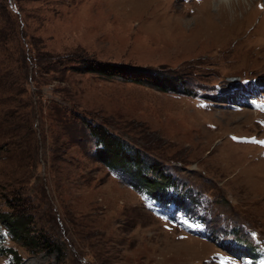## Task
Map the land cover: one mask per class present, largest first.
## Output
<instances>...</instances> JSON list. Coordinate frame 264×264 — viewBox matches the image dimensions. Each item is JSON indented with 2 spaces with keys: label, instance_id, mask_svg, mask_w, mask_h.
Returning <instances> with one entry per match:
<instances>
[{
  "label": "rangeland",
  "instance_id": "374dc122",
  "mask_svg": "<svg viewBox=\"0 0 264 264\" xmlns=\"http://www.w3.org/2000/svg\"><path fill=\"white\" fill-rule=\"evenodd\" d=\"M222 3L232 18L218 11ZM263 5L0 0V214L28 210L30 234L52 246L12 240L16 264H217L222 250L244 264L256 256L248 234L234 233L244 224L264 238V90L237 89V79L264 85ZM84 60L123 73L71 68ZM165 75L172 85H161ZM84 121L172 171V200L157 196L153 170L138 178L121 157L95 159L98 141ZM175 178L190 186L187 216L200 218L198 203L209 207V234L174 219L168 204L183 201ZM4 256L0 264H10Z\"/></svg>",
  "mask_w": 264,
  "mask_h": 264
},
{
  "label": "trees",
  "instance_id": "16d2710c",
  "mask_svg": "<svg viewBox=\"0 0 264 264\" xmlns=\"http://www.w3.org/2000/svg\"><path fill=\"white\" fill-rule=\"evenodd\" d=\"M38 61H40V58H38ZM71 68L74 71L77 70L91 71L104 75H113L117 73L120 76V73H123L122 70H118L117 68L112 69L114 67H110L109 69L106 66H101L92 62H88L86 60L82 62L81 66L77 68L71 66ZM124 71H125L124 73L127 75H131V74L133 75L139 73V71H136V69H131V70L124 69ZM165 76L166 77L163 76L165 79H163L164 82H162L161 85L163 84H166L167 86L172 85L173 84L171 80L172 75H165ZM156 82L153 79L150 81L152 85L163 87L157 84ZM87 122L89 121H86L85 124L90 123ZM88 126L91 128L88 129L89 133L93 137H95L98 141L96 143L93 141L94 142L93 154L95 156V159L99 161H105L110 164H115L118 158L121 157L123 162L127 163V165H129L130 167L133 166L136 169L134 171L132 170L131 173L138 178H140L141 175L140 171L153 170V172L156 174V176L152 178V180H154L153 189H154V185H157L159 187L158 191H156L157 196L160 197L164 195L165 196L164 199L167 200L170 199L171 196L166 185L171 183L173 180L169 178L165 166L160 165L159 167H157L156 165L153 164L154 161L152 163L148 162L149 158L145 156L143 153H141L140 150H137L132 145L128 144L127 142H125L124 140H122L112 132L104 130L101 126L97 124H94L92 126H90L89 124ZM198 219L199 221L204 223L205 221H209L210 217L206 216V214L204 213L201 214L200 218ZM0 220L2 225L7 227L8 230L10 231L13 241H20L23 246H27L35 249H44L46 246L52 247L48 239L46 238L44 239V237H40V236L39 238L38 236H35V234H30L32 217L31 214L28 213V210L20 209L18 211H15L14 213H8V214L3 213L1 215ZM7 251L14 253V251L10 249ZM49 251L53 252L54 249H50ZM14 258H15V262H17L19 259L16 256Z\"/></svg>",
  "mask_w": 264,
  "mask_h": 264
},
{
  "label": "bare ground",
  "instance_id": "6f19581e",
  "mask_svg": "<svg viewBox=\"0 0 264 264\" xmlns=\"http://www.w3.org/2000/svg\"><path fill=\"white\" fill-rule=\"evenodd\" d=\"M228 3V2H227ZM233 4V3H232ZM238 5H240V4H238ZM220 10V11H219ZM237 10V9H236ZM218 11L220 12V13H222L223 15H225L226 13H230L231 14V18L234 16L232 13H231V9H229L225 4H220V6H219V9H218ZM226 16V15H225Z\"/></svg>",
  "mask_w": 264,
  "mask_h": 264
},
{
  "label": "snow or ice",
  "instance_id": "6c2138e0",
  "mask_svg": "<svg viewBox=\"0 0 264 264\" xmlns=\"http://www.w3.org/2000/svg\"><path fill=\"white\" fill-rule=\"evenodd\" d=\"M235 139V138H234ZM259 143H264V141H259Z\"/></svg>",
  "mask_w": 264,
  "mask_h": 264
}]
</instances>
